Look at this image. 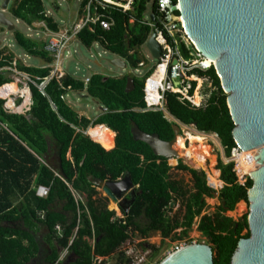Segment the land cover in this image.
<instances>
[{"label": "trees", "instance_id": "trees-1", "mask_svg": "<svg viewBox=\"0 0 264 264\" xmlns=\"http://www.w3.org/2000/svg\"><path fill=\"white\" fill-rule=\"evenodd\" d=\"M88 1L82 2L80 13ZM147 4L148 0H133L131 10L126 12L120 7L100 9L105 15L103 19L112 23L111 28L104 30L99 23L90 24L78 34L79 41L87 48L98 43L137 69L143 61L139 50L152 33V27L145 23ZM152 12L157 13L156 1H153ZM12 14L28 26L43 22L54 32L60 30L58 23L47 15L43 0H20ZM15 40L27 55L41 58L48 65L52 63L53 58L45 51L44 42L21 32L15 33ZM182 50L187 55L183 44ZM0 56L1 88L11 82L5 79L6 72L2 69L11 67L15 56L12 53L4 57L0 53ZM17 69L29 75L37 85L50 77L51 72L48 67L26 66L20 62H17ZM163 70L161 67L158 76ZM151 73L153 70L147 77ZM197 73L212 82L208 106L192 108L190 103L181 102L177 95L167 92V113L200 132L217 134L229 157L237 144L228 95L214 66ZM129 78L127 75L113 78L94 74L85 84L67 74L61 81L50 80L43 92L29 83L33 104L26 114L7 112L6 101L0 99V264H57L60 250L69 251L73 259L71 264H106V259L117 253L133 234L147 239L160 233L166 240L181 228L183 235L188 236L197 218H200L199 232L212 246L214 264H231L240 240L251 237L249 214L235 221L225 213L235 211L241 202L249 204L248 193L253 181L249 179L244 186L238 185L233 165L219 160L218 179L221 172L220 180L225 184L219 193L221 204L214 215L202 216L207 206L206 198H214L216 193L209 187L206 173L179 160L176 169L189 172L193 179L195 192L187 197L171 179L169 160L157 156L148 144L134 139L133 123L164 141L174 140L175 134L174 122L169 121L163 111L145 110L146 78H133L135 87L127 92ZM199 80L200 89L203 81ZM69 91L86 92L107 111L95 121L80 116L63 98ZM102 125L116 133L115 147L110 151L85 134L90 128ZM187 134L208 140L205 134ZM54 149L60 156L64 178L46 160L51 158L50 152ZM127 174L131 175L138 196L129 213L121 210L124 218H117L116 212L108 208V200L98 197L90 179L116 182ZM40 186L50 189L47 198L37 195ZM73 191L85 194L87 203L77 201ZM177 198H186L182 220L168 215L171 203ZM42 229L50 252H40L43 243L38 233ZM149 247L153 249L150 259L154 261L160 248ZM126 264H133V261L128 258Z\"/></svg>", "mask_w": 264, "mask_h": 264}, {"label": "water", "instance_id": "water-1", "mask_svg": "<svg viewBox=\"0 0 264 264\" xmlns=\"http://www.w3.org/2000/svg\"><path fill=\"white\" fill-rule=\"evenodd\" d=\"M10 2L3 0L0 10V25L6 27L8 32L15 29V25L5 16ZM151 2L148 0V3ZM178 2L188 36L205 57L215 60L214 67L228 95V107L236 125L233 136L236 144L245 150L247 169L254 183L248 193L251 237L240 240L231 264H264V0ZM150 20L155 21L153 12ZM146 47L155 60L161 59L163 49L157 41L156 32L151 34ZM110 63L122 69L128 67L121 57ZM12 75V72L4 74L7 81ZM26 86L29 88L28 84ZM134 87V79L129 78L127 92L133 91ZM29 91L32 101L33 94L31 89ZM101 111L105 113L107 109L101 106ZM173 130L174 140L164 141L159 135L148 134L133 123L132 135L136 141L148 144L157 156L179 161L181 157L174 145L181 135L180 123L174 122ZM46 160L61 177H65L60 156L57 163L49 157ZM90 182L102 187L106 196L126 214L138 196L137 187L129 174L116 182L98 178H91ZM214 197H219V194L216 192ZM174 204L171 203V207ZM64 259L60 258L58 263ZM160 264H214V253L211 245H187Z\"/></svg>", "mask_w": 264, "mask_h": 264}, {"label": "rangeland", "instance_id": "rangeland-1", "mask_svg": "<svg viewBox=\"0 0 264 264\" xmlns=\"http://www.w3.org/2000/svg\"><path fill=\"white\" fill-rule=\"evenodd\" d=\"M20 0H11L8 10L5 12L6 18L11 21L15 25V29L12 32H8L6 27H3V32L0 33V53H2L3 57L9 54H14L15 59L18 58V62L26 65V66H34V67H47L48 64L43 62L42 60L36 59L31 57L30 59L26 56L27 54L25 51L19 47L15 40V33L21 32L24 35L32 34L28 30L27 25L20 20L17 19L12 15V9L16 5V3ZM121 2L125 5L129 4L128 0H121ZM44 7L46 9L47 15L51 16L56 20L58 23L62 25V21L67 22H77L80 17L83 18V15L80 16V10L82 5V0H43ZM121 3V4H122ZM133 3V1H132ZM132 5V4H131ZM3 6V0H0V10ZM152 7H153V0L151 3L147 4V12L145 15V20L149 21L150 16L152 14ZM64 17V18H62ZM1 26V25H0ZM154 33V32H153ZM31 39L42 41V38L38 35H33V37H29ZM74 49L76 50V56L69 59L66 62V71L67 74L73 75L75 78L80 80H85L93 76L94 74H103L106 77H113L118 78L121 76H129L130 78H140L139 75L145 74L150 68L155 67L158 64V61L155 60L149 50L147 49L146 45L143 46L139 50V55L146 62V67L142 68V73H138L133 69L130 64L126 69L118 68L113 66L110 61L117 58L116 55L108 52L105 48L99 44H95L92 48H87L78 40ZM1 57V56H0ZM10 67H7L8 69ZM19 71V70H18ZM20 72V71H19ZM17 79L20 81L18 85L20 88H27V84L29 83L30 76L20 72V74H14L11 76L10 83L15 82ZM206 79H203V84L201 88L202 95H205L210 92L208 89L210 87V82ZM87 95L86 92L80 93L75 91H69L67 96L64 97L67 104L74 109L80 116H85L92 121H95L101 114V106L97 101L92 99L91 97L84 98L82 96ZM14 99H17V105L20 106L24 103V99L20 96H14ZM6 105V103H5ZM27 109H24L21 112H16V114H26ZM166 117L171 122H178L174 117H172L169 113L165 112ZM184 133L181 132L183 139H188L189 146L192 142L190 137L187 133H191L194 136L202 135L200 131H198L193 126H183L182 127ZM185 130L187 132H185ZM204 136V134H203ZM205 136L208 137V140H205L203 143L205 146L211 148V151L206 154L207 156V165L203 168H197L192 163H189L185 158H181L184 164L188 165L190 168H193L199 172H205L207 175V179L209 177V181L211 186L215 189V191L219 194L220 193V186L222 181L218 179L217 174V164L219 160L226 164L228 158L225 154L224 146L221 143V140L213 133H206ZM180 137V138H182ZM198 143V142H193ZM216 157V161H215ZM169 164L172 167L171 170V179L176 181L181 189L186 193V196L192 192H195L193 187V179L189 172L179 171L176 169L177 161L170 159ZM215 180V183L213 182ZM98 192V197L102 199H107L108 208L116 212V216L122 215L120 214L119 207L114 204L110 198L106 196L102 187H96ZM74 195L77 201H83L87 203V197L85 194L78 193L74 191ZM186 197V198H187ZM186 198H177V201L174 202L175 204L170 208L168 211V215L171 218H176L179 220L183 219L185 207L184 203ZM207 206L202 214L204 215H214L217 211L218 207L220 206L219 197L214 198H206ZM244 209H240L239 205H237L235 211L225 213L226 216L232 217L235 221L241 219L242 216L245 214L250 213V204L244 202ZM200 218L195 220L194 226L189 233L188 236L183 235V229H177L174 234L166 240H163L160 233H154L149 238L144 239L140 237L137 233L133 234L131 239L123 245V247L115 253L113 256L106 259V264H126V260L129 258L134 261L135 264H160L165 258L169 255L173 254L174 252L178 251L182 247L192 244H207L210 245L208 239L202 235L201 232L198 230ZM247 233V230L244 231V234ZM149 246H154L156 248H160V253L156 260L151 261L150 254L152 253L153 249ZM66 252H63L62 258L69 257ZM136 257L140 258L136 260ZM103 259H100V261ZM136 260V261H135Z\"/></svg>", "mask_w": 264, "mask_h": 264}, {"label": "built area", "instance_id": "built-area-1", "mask_svg": "<svg viewBox=\"0 0 264 264\" xmlns=\"http://www.w3.org/2000/svg\"><path fill=\"white\" fill-rule=\"evenodd\" d=\"M83 1L84 0H82V2ZM128 1L129 4L125 5L121 1L119 2L117 0H89L83 9V18H81V20L73 26L61 29L57 32L50 30L43 22L38 25V28L42 29L40 33L36 32L37 27H28L30 32L42 35L45 41V51L53 58L52 63L47 66L51 69L50 77L46 78L41 85H37L31 78L28 79L29 83H34L43 92L50 80L56 79L61 81L67 75L66 62L68 57L76 53L74 45L76 40H79L78 34L90 24L99 23L104 30H109L112 23L103 19L105 18V15L100 12V9L105 10L109 7H120L124 12H126L131 10L133 0ZM154 1H156L157 6L155 21L152 22L149 20L145 23L152 27V33H157V41L163 49L162 57L158 61V64L155 67L150 68L145 74H141L142 68L147 66L144 60L139 64V67L135 69L136 72L141 74L139 75L140 78H146L147 74L153 70V73L145 79L146 82L144 91L145 102L147 104V108L145 110H160L164 113L167 112L165 107V94L167 92L177 95L181 102L190 103L192 108L204 109L208 106L213 87L212 82L208 78L209 80H207L210 82V87L208 89L211 90L209 93L202 95V86L199 89V78L202 79V81L206 78L199 77L197 71L206 72L214 66V64L208 65L206 63L207 57H205L196 47L185 31L178 0L177 2L175 0ZM90 30L93 31L91 27ZM160 38H162V41H160ZM182 44L185 46L187 55H185L182 50ZM175 61L176 63H174ZM161 67H164V70L158 76ZM2 71H5L6 73L12 72L13 75L20 74L17 69V61H14L10 68H3ZM90 78L91 77L83 80L85 84L89 83ZM28 89H30V86ZM197 91H199V96L197 95L198 98H196ZM15 104L17 105V99H15ZM31 106L32 101L30 99L28 106L25 108L27 109V112L31 110ZM5 109L9 113H13L7 105H5ZM179 123L181 125L182 133H184L182 127L187 125L182 124L180 121ZM2 127L7 129L4 125ZM201 133L206 134L204 132ZM215 135L218 137L217 134ZM188 139L189 138L185 139V145L188 144ZM227 158L228 160L226 165H233V173L237 178V184L244 186L248 180L251 179V174L247 169L245 150L237 145V147L232 150L231 155ZM207 181L210 184L209 177ZM224 185L225 184L222 182L219 188L222 189ZM211 188L214 189L212 186ZM49 192L50 189L47 187L40 186L37 189V195L41 198H47ZM117 218H124L123 213L122 216H117ZM136 260L140 261V258L136 257ZM133 264H135L134 261Z\"/></svg>", "mask_w": 264, "mask_h": 264}, {"label": "bare ground", "instance_id": "bare-ground-1", "mask_svg": "<svg viewBox=\"0 0 264 264\" xmlns=\"http://www.w3.org/2000/svg\"><path fill=\"white\" fill-rule=\"evenodd\" d=\"M206 63L208 65L214 64L215 60L207 58ZM17 79L15 82L9 83L0 88V98L6 100L7 107L13 112L23 111L29 104L31 99L30 91L27 88H20ZM14 96H20L24 99V103L20 106L15 104ZM88 136L95 142L99 143L105 150L110 151L115 147V132L110 130L107 126H96L88 130ZM191 144L185 145V140L177 138V142L174 145V149L178 152L181 158H185L189 163H192L197 168H203L207 163L206 154L211 151V148L204 145V141L207 139H201L197 137H190ZM198 142L193 143V142ZM215 183V180H213ZM240 209H244V203L239 204Z\"/></svg>", "mask_w": 264, "mask_h": 264}, {"label": "crops", "instance_id": "crops-1", "mask_svg": "<svg viewBox=\"0 0 264 264\" xmlns=\"http://www.w3.org/2000/svg\"><path fill=\"white\" fill-rule=\"evenodd\" d=\"M2 10V9H1ZM50 12V11H49ZM49 12H47V13H49ZM83 12V11H82ZM6 14V13H5ZM13 15V14H12ZM80 16H82L83 15V13H80L79 14ZM51 17V16H50ZM53 18V17H52ZM62 18H64V17H62ZM81 18L82 17H80V19L77 21V22H67V21H62V25L60 24L61 22H57L56 20V22L58 23V25H59V28H60V30L61 29H64V28H69V27H71V26H73L75 23H78L80 20H81ZM54 19V18H53ZM17 21L18 22H20V20L19 19H17ZM40 24V22L39 23H35V24H33L32 26H28L27 25V27H37V29H36V32L37 33H40V31L42 30V29H40V28H38V25ZM0 27H2V26H0ZM16 28V27H15ZM33 35H37V34H35V33H32V34H29V35H27L28 37H33ZM39 37H41L42 38V42H44L45 43V41H44V39H43V37H42V35L41 34H39L38 35ZM78 42V40H76V43H75V45H74V47L76 46V44H78L77 43ZM0 44H1V42H0ZM77 54L75 53V54H73L72 56H69L68 57V59H67V61L69 60V59H71V58H73V57H75ZM29 59L31 58V56H29V55H26ZM118 57V56H117ZM34 58H36V59H39V60H42L43 62H45L43 59H41V58H37V57H34ZM14 61H17L18 62V58L17 59H15ZM66 73H68L67 71H66ZM73 76V75H72ZM87 135H88V131H87ZM115 137H116V133H115ZM95 142V141H94ZM97 143V142H96ZM99 144V143H98ZM58 156V155H57ZM50 160L51 161H53L54 162V160L53 159H51L50 158ZM58 162V157H56V162L55 163H57ZM178 163H179V161H177V165H178ZM220 175H221V172H220ZM219 175V176H220ZM221 181V180H220ZM83 202V201H82ZM244 203V202H243ZM120 211V210H119ZM122 212L120 211V214H121ZM120 216H122V215H120ZM45 230H41V231H39V233H38V236H39V240L43 243V245L40 247V252H48V250L50 251V246L49 245H47L46 243H45ZM61 252L62 251H66V250H60ZM69 252V251H68Z\"/></svg>", "mask_w": 264, "mask_h": 264}, {"label": "flooded vegetation", "instance_id": "flooded-vegetation-1", "mask_svg": "<svg viewBox=\"0 0 264 264\" xmlns=\"http://www.w3.org/2000/svg\"><path fill=\"white\" fill-rule=\"evenodd\" d=\"M154 1V0H153ZM182 132V131H181ZM55 151L52 153V152H50V154H51V159H53L54 160V162H56V157H58L57 156V154H56V149H54ZM207 165V164H206ZM206 165H205V167H206ZM138 194V193H137ZM48 252H50L49 250H48ZM73 261V259H72V257L71 256H69V257H67V258H65L64 259V261L62 262V263H58V264H71V262Z\"/></svg>", "mask_w": 264, "mask_h": 264}, {"label": "clouds", "instance_id": "clouds-1", "mask_svg": "<svg viewBox=\"0 0 264 264\" xmlns=\"http://www.w3.org/2000/svg\"><path fill=\"white\" fill-rule=\"evenodd\" d=\"M48 16H49V15H48ZM6 85H7V84H6ZM66 251H68V250H66ZM66 251H65V252H66ZM66 253L68 254V252H66ZM61 258H62V256H61ZM66 258H67V257H66Z\"/></svg>", "mask_w": 264, "mask_h": 264}]
</instances>
